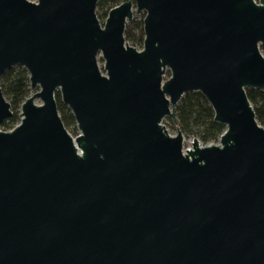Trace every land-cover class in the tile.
I'll list each match as a JSON object with an SVG mask.
<instances>
[{"label": "water", "instance_id": "obj_1", "mask_svg": "<svg viewBox=\"0 0 264 264\" xmlns=\"http://www.w3.org/2000/svg\"><path fill=\"white\" fill-rule=\"evenodd\" d=\"M96 2L0 0V80L21 65L39 86L0 129V264H264V126L246 94L264 90V0H126L103 23ZM188 92L218 142L168 133ZM12 113L0 86V124Z\"/></svg>", "mask_w": 264, "mask_h": 264}, {"label": "trees", "instance_id": "obj_2", "mask_svg": "<svg viewBox=\"0 0 264 264\" xmlns=\"http://www.w3.org/2000/svg\"><path fill=\"white\" fill-rule=\"evenodd\" d=\"M126 0H97L96 14L100 18L107 15L108 11ZM125 39L131 40L134 45L141 46L144 38L143 19L129 21L124 32ZM264 54V47H260ZM0 86L3 95L9 101L12 109V115L7 118L0 128L10 130L20 121L19 109L21 103L30 94V82L27 70L16 65L7 69L1 76ZM246 94L251 102L255 117L258 123L264 126V90L246 88ZM57 108L61 119L67 129L74 128L73 134H76V125L70 109L60 101L59 93H56ZM177 124H174L170 118L172 128L176 125L180 128L185 138H197L201 144L218 142L220 134L225 126L214 121V112L200 92L185 93L175 106Z\"/></svg>", "mask_w": 264, "mask_h": 264}, {"label": "rangeland", "instance_id": "obj_3", "mask_svg": "<svg viewBox=\"0 0 264 264\" xmlns=\"http://www.w3.org/2000/svg\"><path fill=\"white\" fill-rule=\"evenodd\" d=\"M30 1H36V0H30ZM133 20L134 21H139L141 19H143V16H144V13L141 12V13H136L135 10L133 11ZM105 15H102L100 16L99 20L101 23H103L104 19H105ZM130 45L136 47L137 49H141L142 48V45L141 46H138V45H134L133 42L131 40H126ZM97 61H98V65L99 67L102 69V65H103V59L100 57V55H98L97 57ZM102 72L104 73V70H102ZM170 75V72L167 70V72L165 73L164 75V79H166L168 76ZM39 89V86H37L36 88H31L30 89V94H33L35 91H37ZM36 103H40V100L37 98L35 100ZM162 123L164 124L165 128L167 129L168 133L170 135H174L176 133V129L172 128L171 126V123L168 119V117H165L162 121ZM1 130H3L2 128H0ZM68 132L72 135V136H76L78 134V129L76 128V134H73V130L74 128L71 126L69 129H67ZM191 140L192 138H185L184 141H183V147L184 148H190L191 147ZM213 143H216V142H213Z\"/></svg>", "mask_w": 264, "mask_h": 264}]
</instances>
